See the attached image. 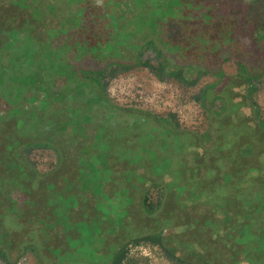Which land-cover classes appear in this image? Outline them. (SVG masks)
I'll return each mask as SVG.
<instances>
[{
    "label": "flooded vegetation",
    "instance_id": "obj_1",
    "mask_svg": "<svg viewBox=\"0 0 264 264\" xmlns=\"http://www.w3.org/2000/svg\"><path fill=\"white\" fill-rule=\"evenodd\" d=\"M13 1L0 0V34L9 37L0 40V49L15 61L0 64L3 264L27 250L37 257L39 244L31 241L40 239V218H49L42 184L47 178L35 179L23 166L21 152L32 145L57 154L50 181L61 170L67 176L54 182L52 193L79 192L82 174H116L115 184L88 189L91 199L80 214L97 224V238L107 247L125 239H162L165 246H159L174 260L195 264L202 256L207 264H264V115L251 100L264 78V0H166L165 8L175 5L176 12L162 18L135 0H83L79 13L64 14L58 23L53 10L38 23L19 7L7 12ZM40 21L63 30L43 36ZM57 47L67 48L65 56L50 57ZM147 48L158 67L143 57ZM16 56L34 67L24 71L39 84L31 103L17 109L5 99L12 83L4 76L17 66ZM136 66L149 67L160 79L190 85L206 80L195 94L205 127H179L135 103L111 100L105 76ZM154 189L160 196L153 204ZM120 199L130 202L127 213ZM115 200L112 210L107 202Z\"/></svg>",
    "mask_w": 264,
    "mask_h": 264
},
{
    "label": "rangeland",
    "instance_id": "obj_2",
    "mask_svg": "<svg viewBox=\"0 0 264 264\" xmlns=\"http://www.w3.org/2000/svg\"><path fill=\"white\" fill-rule=\"evenodd\" d=\"M22 3L18 1V3ZM42 4V3H41ZM58 5H61L66 10H71L73 4L72 0H58ZM28 7V4H24V8ZM32 6V5H31ZM41 6V5H40ZM19 10L16 6H7V12L17 13ZM21 13L26 14V9H20ZM63 10V13H67ZM20 13V11H18ZM20 13V14H21ZM27 15V14H26ZM40 28V27H39ZM37 28V29H39ZM8 36L4 33L0 34V40L3 42L8 41ZM144 56H148V63L151 66L158 67L159 60L155 57H151V53L148 48L145 49ZM23 52H19L21 56ZM16 55V54H15ZM16 67H12V70H6L4 76L6 79H11V87L5 91V99L12 101V104L17 109L19 105L25 107L31 103L34 99V88H38V80L31 74H27L24 71L26 66L34 68L27 63L21 62V58L16 56ZM10 57L7 52L0 49V64H11ZM38 65V64H37ZM229 66H226V69ZM8 76V77H7ZM104 91L108 97L121 103L137 104L142 109L149 110L156 115L167 117L172 120L177 126L182 123L183 126L190 127H205V119H202L203 123L197 118L198 112L196 108L195 94L198 91L199 86H203L206 80H202L196 85L186 84L184 82L176 81L172 77L160 79L156 78L155 73L151 71L149 67L136 66L132 69H123L122 71L114 70L109 77L103 79ZM61 95L58 94V98ZM252 102H255V106L259 109V112L264 115V78L259 84L258 90L253 94L251 98ZM20 110H22L20 108ZM205 116V115H204ZM179 122V123H178ZM180 127V126H179ZM27 161L30 162L32 167L36 169L40 174H47L58 163V157L54 149L40 147L37 145L30 146L27 150L21 152ZM69 159V156L67 157ZM67 165H64L66 168ZM56 178L53 177V182H64L67 176L64 175V171H59ZM159 193L154 189L150 191L149 201L156 203L159 198ZM4 260L0 256V264H3ZM40 264L41 261L30 251H26L19 259H16L13 264ZM123 264H187L180 263L176 260L168 258L163 249L155 244L148 242L131 243L126 247L125 258Z\"/></svg>",
    "mask_w": 264,
    "mask_h": 264
},
{
    "label": "trees",
    "instance_id": "obj_3",
    "mask_svg": "<svg viewBox=\"0 0 264 264\" xmlns=\"http://www.w3.org/2000/svg\"><path fill=\"white\" fill-rule=\"evenodd\" d=\"M18 1L21 0H14L13 1L14 5L16 7H19V9H26V14L36 23H38L40 17L42 18L44 12L52 11V10L53 12L55 11L58 14V17H55V19H53L54 22L58 23L61 20H63V16H64L63 10L66 9L61 5L57 4L58 0H38L36 3H34V1L30 2L29 0H22V3L20 2L18 3ZM72 1L73 4L71 6V10H69V12L68 10H66L67 13L65 14H69V13L77 14L82 10L81 6H83L82 5L83 0H72ZM135 1L138 4L142 5L143 10L153 15L154 17L156 16L160 18L167 16L170 17L175 15L176 12L175 5H172L170 9L165 8L167 7V5L165 4L166 0H135ZM25 3L28 4V7L25 6L26 8H24ZM145 3H147V5ZM166 12L168 14H165ZM74 16H72L73 20H75ZM29 17H27V19ZM39 24H40L39 29L42 32L43 36L45 34H48L49 36H53L54 34H56V32L63 30L62 26H52V25L49 30L48 27L44 25L43 21H40ZM12 30L18 31L19 29L13 28ZM45 30H47L48 32H45ZM26 43L30 45V42L28 40L26 41ZM73 47L78 51L79 47L81 46L74 45ZM51 50L53 51L51 52L50 57L56 59L58 56L61 55L65 56L67 48L57 47ZM94 80L96 83H98L97 79ZM23 166L30 168L32 171H34L35 179L47 178L42 182V184H44L46 190L48 191V197H47L48 204H51L50 209H48L49 218L47 221L46 219L40 218L39 220L40 222L38 223L40 227L37 231L40 239H35L34 241L33 240L31 241V242H37L39 244L38 246L35 247V251L37 257L40 259L42 264H64L67 261L70 262L68 264H89V263L93 264L94 262H100L102 257H103L102 264H123L122 262L125 258L126 245L131 241L133 243H138L139 241H149L154 244H158V246L160 245L161 247L165 246L164 242H162L163 241L162 239H125L124 241H121V243H109L107 247V243L105 239L97 238V235H99L97 224H95L94 222H86L84 218L81 217L82 215L81 213L83 211L82 206L86 205L91 199L90 193L92 192L90 190L97 192V190L100 189V187L103 184L104 185L115 184V182H117L118 177L112 171L109 170L104 171V175H102L100 178H97L99 179V181H97L96 176L95 178H93V176H86V175L84 176V174H82L81 176H77L78 179L77 186L79 192L73 194L69 193L67 195H64V192L52 193L51 188H53L52 185L55 183L53 181H50L49 178L50 174L48 173L40 174L37 170H35L32 167L30 162L27 160L23 161ZM76 171H80L79 167L76 169ZM59 173L60 172L58 171L57 173L54 174L53 177L55 178V176ZM123 187L124 188L122 189V192L120 194L124 195L126 198L127 197V191L125 190L126 187L125 186ZM89 188L90 190H88ZM87 191H90L89 195L87 194ZM99 202L103 203V201H99ZM116 202L117 201L115 200V201L107 202V204L113 203V205L111 204L113 210L114 204ZM121 202L122 201L120 199V203ZM129 205L130 202H126V201H124V203L122 202V206L126 213L128 211ZM52 206L54 207L52 208ZM118 216L119 214L117 215L115 213V217L117 218ZM120 216L121 218H124V216L126 215L120 214ZM158 232L159 231H156V233H152V234L156 235L158 234ZM127 235H129V233H127ZM222 240H227V241L231 240L232 242L239 241V239H222ZM30 245L33 246V243H31ZM103 247H105V250H103ZM104 251H107L105 255L103 254ZM168 258L172 259V257H168ZM196 258L197 260L195 264H207L206 261L202 258V256H197ZM176 260L180 263L191 264L189 261H186L182 258H178Z\"/></svg>",
    "mask_w": 264,
    "mask_h": 264
},
{
    "label": "built area",
    "instance_id": "obj_4",
    "mask_svg": "<svg viewBox=\"0 0 264 264\" xmlns=\"http://www.w3.org/2000/svg\"><path fill=\"white\" fill-rule=\"evenodd\" d=\"M18 264H21V263H18Z\"/></svg>",
    "mask_w": 264,
    "mask_h": 264
}]
</instances>
